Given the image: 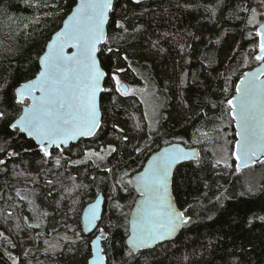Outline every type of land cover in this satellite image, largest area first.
I'll use <instances>...</instances> for the list:
<instances>
[{
  "label": "trees",
  "instance_id": "16d2710c",
  "mask_svg": "<svg viewBox=\"0 0 264 264\" xmlns=\"http://www.w3.org/2000/svg\"><path fill=\"white\" fill-rule=\"evenodd\" d=\"M74 1L0 0V111L7 113L0 119V160L4 161L0 164V264H12L13 258L16 264H87L90 237L82 232L80 210L97 192L106 197L114 182V196L107 200L115 204L105 203L97 225L107 230L102 241L107 264H264V164L249 167L254 179L245 176L248 168L237 172L232 167H217L207 149H200L198 158L177 164L172 194L190 222L170 241L131 257L126 255L125 215L135 192L117 183L122 171L137 170L160 144L177 140L195 145L187 141L192 130L201 124L208 126L219 102L225 103L233 91L231 85L224 92L222 76L236 66L230 74L233 83L241 74L239 68L255 64L252 48L256 36L251 33L248 10H243L245 0H114L107 23L109 41L98 52L106 72L105 91L99 97L103 123L101 120L94 136L61 147L59 165L47 170L46 157L36 143L9 126L21 108L15 102L14 87L36 73L41 49ZM51 11L56 15L51 16ZM39 14L42 18L36 19ZM117 22L127 32L117 28ZM245 55L250 61L243 65ZM111 72L134 83H141L143 75L164 96L157 130L139 152L133 144L147 134L141 103L136 96L114 91ZM131 110L143 124L135 130ZM105 141L115 143L111 171L99 169L89 160L71 161L82 149ZM45 175L66 178L70 184L85 183L73 214L65 211L71 207L66 205L67 199L59 206L57 194H46V181L44 186L41 182L32 187L33 181L38 183ZM23 188H32L35 207L47 214L41 227H28L34 213L30 202L17 195ZM61 218L79 228L83 237L53 252L40 250V236L61 227Z\"/></svg>",
  "mask_w": 264,
  "mask_h": 264
},
{
  "label": "snow or ice",
  "instance_id": "6c2138e0",
  "mask_svg": "<svg viewBox=\"0 0 264 264\" xmlns=\"http://www.w3.org/2000/svg\"><path fill=\"white\" fill-rule=\"evenodd\" d=\"M113 7V0H79L64 21L63 28L55 33L47 44V50L39 57L38 74L15 89V102L24 107L22 114L10 123V127L33 138L44 157L51 156V148L61 149V145L78 137L94 136L100 127L97 94L105 91L102 81L106 73L98 63L97 53L109 41L105 25ZM248 23H256L255 15ZM116 27L127 32L121 22H117ZM255 36L258 37L259 51L254 59L259 67L244 73L240 83L236 85L237 95L227 100L238 129L235 150L231 153L236 161L237 172L258 163L264 164V79H261L264 77V24L257 28ZM66 48L75 51L67 54ZM107 50L113 51L112 48ZM112 80L115 81L116 91L122 95L130 94L131 90L122 84L115 73L112 74ZM26 100L31 103H26ZM6 115V112L0 111V119ZM110 151L115 149L110 147ZM136 151L139 152L140 149L137 148ZM196 155L194 150L186 151L179 144H172L154 155L147 167L128 181L129 184H135L138 198L135 212L126 229L127 256L131 257L140 249L151 248L174 236L178 229L190 222V218L173 205L168 189L174 167ZM91 156L104 159L100 153L85 152L86 158ZM221 162L225 167L232 166L227 160L217 161ZM3 163L0 160V164ZM56 163L59 165L60 160L57 159ZM99 204L100 200L97 199L85 213L87 224L92 227L100 219ZM28 227L38 228L40 224H29ZM99 231L100 235L92 241L93 245H98L101 239L106 238L104 230L101 228ZM49 247L55 248V245ZM93 255L94 264H105L102 249L97 248ZM12 264H16L15 258ZM89 264L93 262L89 261Z\"/></svg>",
  "mask_w": 264,
  "mask_h": 264
},
{
  "label": "rangeland",
  "instance_id": "374dc122",
  "mask_svg": "<svg viewBox=\"0 0 264 264\" xmlns=\"http://www.w3.org/2000/svg\"><path fill=\"white\" fill-rule=\"evenodd\" d=\"M248 3H249V0H245L243 10L244 11L248 10V14H249L248 15V21L253 15H255L256 23L250 24V26H251L250 29L252 31L251 33H255L256 32L255 28L257 27V25L260 22H264V0H255L253 5H251V6ZM49 8H51V6H49ZM56 13H57L56 11H51L50 15L54 16V15H56ZM39 17L42 18V14H39L36 17V19H39ZM255 41L256 42L253 45V48H252V46L250 47L253 50L254 56H255L254 53L256 52L257 47H258L257 37H256ZM246 59H247V62H246ZM249 61H250V56L245 55L243 65L248 63ZM255 63H257V62H255ZM233 69H234V71H236L237 67L234 66ZM244 70L242 68H239V72L241 71L240 72L241 74ZM234 71H232L231 73H229L227 75L224 74L222 76L224 78L223 84L226 86L227 90H229L230 86L232 85L233 91H234L235 82L238 79V77L241 75V74H239L237 76V78L234 79L235 81L232 83L231 75H233ZM114 73L118 76V78L121 80V82H125V84H127V88L131 90L129 95L136 96L137 100L140 101L141 108H142L144 117L146 119L145 120L146 121V127H144V129L146 130L147 134H146V137H143L141 142L138 141V143H136L135 145L133 144V146L135 147V151H136V149L140 148V146L146 147V144H148V141H150L148 139V136H150L151 133H153L154 129H156L155 127H157V122L159 123L158 119L161 116L160 107H162V105H163L164 96L161 95V93L158 91L157 86L154 83H152V81H150L149 79H146L147 77H145L143 75H140L141 79H142L141 83H134V82H127L125 79H122L120 77L121 74L119 72H114ZM113 85L115 87V81L114 80H113ZM224 92H226L225 89H224ZM229 96L230 95H227V97H229ZM227 99L225 100L226 104L225 103L221 104V102H219L220 107L217 109V112L215 114L214 119L210 120L208 122V124H209L208 126H203L201 124L199 126L195 125L196 126V127L194 126L195 128L193 127L194 128V130H192L193 134H191V137L189 136L187 141L189 142V144L198 145V147L201 150L207 149L210 152L209 155L211 156V159L213 160V162L216 164L217 167H221V166L225 167L223 162L217 163V161L227 160V162L230 165H232L231 167L235 169V161L231 155L232 148H233V141L235 139V134H234V128L232 126L233 120L229 115V107L227 105ZM27 102H28V100L26 101V103ZM129 115L132 118V120H131L132 121V127H133L132 130H135V126H136V128L140 127V125L142 123L140 124L137 122L138 120H140L139 114L136 112H133L131 110ZM103 119H104V117H103ZM103 119H101L102 123H103ZM135 141L136 140H134V142ZM114 145H115V143L105 141L104 143H102L101 145H98L96 147H88L86 149H82L81 153L79 155L73 157L71 159V161L80 162L81 160H89L95 166H97L99 169L105 168V169L109 170L110 166H112V163L114 162V159L111 157L110 147L115 149V147H113ZM60 151L61 150L58 149V151L52 152L50 157L45 158L44 162L47 163V165L45 166L47 170H48V168L53 167L54 164L55 165L57 164L56 163L57 159L60 160ZM89 151L100 153L101 156H104V159L101 160L95 156H91V157L86 158L85 152H89ZM249 169L250 168H248V170H246L245 176L254 179L255 175L253 176V170L252 169L249 170ZM125 173H127V175H124ZM128 175H129L128 171H122L121 172V175L119 177L120 178L119 181H121V184L123 185V187L127 186V184H125V183L127 182V176ZM71 176H73V174H71ZM38 179H39L38 183L35 182L36 180L33 181L32 187L40 185L41 182L43 184V181H46V184L44 183L45 186L43 184L44 188L46 189V194H48V195L50 193L57 194L56 199H57V203L59 206H62V201H65V199H67L66 205L71 204V207H68L69 209L66 208L65 211H67L66 213L68 215L70 213L73 214V212H74L73 210L75 209L74 205H76L79 194H81V190L83 189L82 187L85 186L84 185L85 183L79 184V182L74 181V183L70 184V181L69 180L67 181L66 178H65V180H66L65 181L64 179H59V178H55V179L52 177L49 178L48 175H45L44 177L42 176L41 179L40 178H38ZM113 184H114V186L111 184V187H110L111 191L109 192V194L106 197L104 196L105 197V203H108L112 206L115 204V202L112 200H107V198H113L112 196H114V187L117 184H116V182H114ZM249 184L256 185V183H252V182H250ZM249 188L252 190L254 189V187H252V186H249ZM31 189L32 188L20 189L19 195L21 197L26 198V200H28L30 202V205L33 208L32 213H34V220L32 221L33 222L32 224H37V223L43 224L45 217H46L45 212H43L42 210L37 209L35 207V203L33 200L34 199V191ZM97 190L98 189H96V191ZM128 208H130V206ZM128 208H126L127 210H126V215H125V221L127 220V215H128V211H129ZM60 221H63V223H60L61 227H55L54 229L48 231V233L45 234V236L44 235L40 236L42 238V245H41L40 250L48 249L47 251L53 252V251L60 249L64 244H67V242L77 241L79 238L83 237V235H81V230L79 228L76 229L72 224L68 223V221L63 219V218H61ZM40 227H41V225H40ZM101 228L104 230V233L106 236L107 230L102 225L97 226L95 231L96 230L98 231ZM92 234H85V235H88L89 237H91ZM103 240H105V239H102V241ZM45 241H48V244H45ZM49 245H55V248H50Z\"/></svg>",
  "mask_w": 264,
  "mask_h": 264
},
{
  "label": "water",
  "instance_id": "95a60500",
  "mask_svg": "<svg viewBox=\"0 0 264 264\" xmlns=\"http://www.w3.org/2000/svg\"><path fill=\"white\" fill-rule=\"evenodd\" d=\"M79 3V0H75L74 1V3L72 4V6H71V8L69 9V11H67V13L61 18V20H60V22H59V25H58V27L55 29V30H53L52 32H51V34H50V36L48 37V39L46 40V42H45V44H44V46H43V49H41L42 51H41V53L39 54V56H38V64H39V57L40 56H42L43 54H44V52L47 50V44L51 41V39L55 36V33L57 32V31H60L62 28H63V23H64V21L67 19V16L69 15V14H71V11L75 8V6L77 5ZM113 3H114V0H113ZM262 24H264V22H260L258 25H257V27L255 28L256 30H257V28H259ZM105 30H106V34H107V23H106V25H105ZM257 39H258V37H257ZM258 44V43H257ZM72 51H75V49H72V48H66L65 49V52L67 53V54H71V52ZM258 51H259V49H258V47H257V50H256V52L254 53L255 55L258 53ZM97 59H98V63H99V65H100V67H101V69L105 72V70H104V68L102 67V65H101V63H100V60H99V56H98V53H97ZM257 67H259V64H258V62L257 63H255V64H253V65H251L250 67H248L247 69H245L243 72H242V74L238 77V79L236 80V83H235V87H234V91H232V93H231V95L228 97V99H231L233 96H236L237 95V92H236V85L237 84H239L240 83V81H241V78L243 77V75H244V73L245 72H252V71H254ZM38 71H39V67H38V70L36 71V73L35 74H33V76L32 77H30V78H28V79H26V80H23V81H21L16 87H14V93H15V89L16 88H18L21 84H23V83H26V82H28V81H30V80H32V79H34L35 78V76L38 74ZM106 73V72H105ZM106 77V76H105ZM105 79V78H104ZM104 79H103V81H102V87H103V89H104ZM261 79H264V77H261ZM122 84L127 88V85L125 84V82H122ZM38 94V93H37ZM100 95H101V92L100 93H98L97 94V108H98V112H99V118H100V124H101V119H102V111L100 110L101 109V107H100ZM227 99V100H228ZM27 101V100H26ZM27 103H31V101L30 100H28V102ZM24 107V105H21V108H20V112H18V115L16 116V117H14L13 118V120L11 121V122H14L15 121V119H17V118H19V116L22 114V108ZM229 115H230V117L232 118V126H233V128H234V134H235V139H234V141H233V148H232V151L233 150H235V144H236V140L238 139V136L236 135V133H237V131H238V129H237V127H236V122H235V120L233 119V117H232V115L230 114V109H229ZM10 122V123H11ZM10 126V125H9ZM19 131V130H18ZM21 133V132H20ZM27 138H31V137H28L27 136V134L26 133H23ZM91 137V136H90ZM81 138H88V137H78V138H76V139H74V140H71V141H69L67 144H65V145H61V146H67L68 144H70V143H72V142H75V141H77L78 139H81ZM35 143H36V141L33 139V138H31ZM172 144H179L180 145V147H182V148H184L186 151H195L196 152V156L194 157V158H192V159H196V158H198L199 156L198 155H200V148L198 147V146H186L185 144H182V142L181 141H177V140H175V141H170V142H167L166 144L164 143V144H160V146H158L156 149H154V150H152L148 155H147V157H145V159H144V161H143V163H142V165L137 169V170H134V172H132L129 176H128V178H127V180L129 181V180H132V179H134V177L138 174V173H140V172H142L143 170H144V168L145 167H147V165H148V161L154 156V155H157L159 152H161L164 148H166V147H170ZM36 145H37V143H36ZM38 146V145H37ZM39 147V146H38ZM234 158V157H233ZM190 160V159H189ZM183 161H187V160H183ZM183 161H181V162H183ZM234 161H235V158H234ZM235 163H236V161H235ZM175 168V167H174ZM174 170V169H173ZM172 176L170 177V180H169V194H170V196H171V200H172V203H173V205L179 210V211H181V209L178 207V205H177V203H176V200H175V198H174V194H172L173 193V191H172ZM129 184V183H128ZM130 186L136 191V195H135V198H134V200H133V202H132V205H131V207L129 208L130 210H129V213H128V218H127V228L129 227V221H130V219H131V217H132V215L134 214V212H135V206H136V202H137V198H138V192H137V190H136V186H135V184L133 183V184H130ZM104 196V194H103V192L102 191H99L95 196H93V199H91L90 201H88V202H86L84 205H83V207H82V209L80 210L81 211V213H80V218H81V228H82V231L85 233V234H92V233H94L95 232V229H96V227H97V225H98V221H100V219H101V217H102V213H103V209H104V200H105V197H103ZM97 199H99L100 200V204H99V206H98V211H99V213H100V219L99 220H97V221H95L94 223H95V227H92V226H90V225H88L87 224V221H86V219H85V213L87 212V210L89 209V207L91 206V205H93V204H95L96 203V201H97ZM186 215V214H185ZM187 216V215H186ZM188 217V216H187ZM182 228V227H181ZM180 229H178L177 230V232L174 234V236H172V237H170V238H167V239H165V240H163V241H167V240H171V239H173L175 236H176V234L178 233V231H179ZM126 234V233H125ZM100 235V232L99 231H97V232H95L94 234H92V236H91V238H90V240H89V245H90V251H91V254H90V256L88 257V259H86L87 260V264H89V261H92L93 262V264H94V255H93V253H95L96 252V250H97V248H99V249H102L103 250V255H104V257H105V264H107V260H106V255H105V253H104V249H103V244H102V239L99 241V244L98 245H93L92 244V241L93 240H95L98 236ZM126 239H127V236L125 235V237H124V241H126ZM163 241H160V242H163ZM160 242H158V243H160ZM126 244V243H125ZM157 244V243H156ZM126 246H127V244H126ZM155 245H153L152 247H154ZM128 247V246H127ZM151 247V248H152ZM144 249H146V248H144ZM140 250H142V249H140Z\"/></svg>",
  "mask_w": 264,
  "mask_h": 264
},
{
  "label": "flooded vegetation",
  "instance_id": "af4514ba",
  "mask_svg": "<svg viewBox=\"0 0 264 264\" xmlns=\"http://www.w3.org/2000/svg\"><path fill=\"white\" fill-rule=\"evenodd\" d=\"M236 83V82H235ZM234 87H235V85H234ZM116 91V90H115ZM120 93V92H119ZM148 139H149V136H148ZM66 147V146H65ZM145 148V147H144ZM57 149V148H56ZM156 149V148H155ZM60 150V149H59ZM49 151L52 153V152H56V151H58V149L57 150H55V149H53V148H51V149H49ZM150 153V152H149ZM148 153V154H149ZM147 157V156H146ZM144 161V160H143ZM143 163V162H142ZM142 165V164H141ZM134 172V171H133ZM132 173V172H131ZM131 173H129V175L131 174ZM128 175V176H129ZM128 176H127V178H128ZM125 184H127V187H131L130 186V184H128V180H127V182L125 183ZM132 188V187H131ZM133 189V188H132ZM134 190V189H133ZM134 192H135V195H136V191L134 190ZM135 195H133L134 196V198H135ZM105 196V195H104ZM103 196V197H104ZM134 198H133V200H134ZM92 199H93V197H92ZM133 200H132V202H133ZM90 201V200H89ZM88 202V201H87ZM104 205H105V200H104ZM131 205H132V203H131ZM131 205H130V207H131ZM83 207V206H82ZM129 209V208H128ZM130 210V209H129ZM81 213V212H80ZM128 213H129V211H128ZM103 214V213H102ZM127 218H128V215H127ZM99 231V230H98ZM95 232H97V230L95 231ZM100 232V231H99ZM94 234V233H93ZM91 238V237H90Z\"/></svg>",
  "mask_w": 264,
  "mask_h": 264
}]
</instances>
